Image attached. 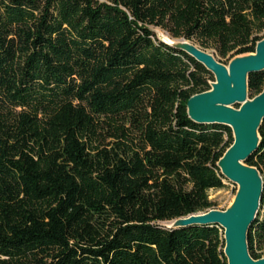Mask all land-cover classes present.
<instances>
[{"label":"trees","instance_id":"trees-1","mask_svg":"<svg viewBox=\"0 0 264 264\" xmlns=\"http://www.w3.org/2000/svg\"><path fill=\"white\" fill-rule=\"evenodd\" d=\"M157 28L230 63L264 0H0V264H228L221 227L167 226L214 208L234 137L190 119L215 78ZM248 245L262 258L264 192Z\"/></svg>","mask_w":264,"mask_h":264},{"label":"water","instance_id":"water-1","mask_svg":"<svg viewBox=\"0 0 264 264\" xmlns=\"http://www.w3.org/2000/svg\"><path fill=\"white\" fill-rule=\"evenodd\" d=\"M174 45L202 64L215 78L211 90L193 96L187 105L192 121L202 125H222L231 128L233 145L218 163L222 175L238 185L230 208L192 214L167 224L168 228L193 225H216L225 233V256L228 264H264V257L255 260L249 251V231L255 222L264 192L261 172L248 165L259 149L260 129L264 122V90L254 98L249 92L251 74L264 72V39L256 52L237 56L228 66L220 63L214 53L201 49L185 38H173Z\"/></svg>","mask_w":264,"mask_h":264},{"label":"rangeland","instance_id":"rangeland-1","mask_svg":"<svg viewBox=\"0 0 264 264\" xmlns=\"http://www.w3.org/2000/svg\"><path fill=\"white\" fill-rule=\"evenodd\" d=\"M155 32H156L158 38L169 37L167 35V33L160 28L155 29ZM197 46H199V45H197ZM208 51L214 53L213 49H209ZM228 64L229 63H226L224 65L228 66ZM213 82L214 81H210V84H212ZM251 98H253L252 95H251ZM263 179H264V177H263ZM225 183H226V187L224 189L211 190L209 192V196H210L209 198L215 203L213 210L225 211L231 207V205L233 204V202L235 200L236 194L238 192V185H236V184H234L228 180ZM261 254H262V257H264V249L261 251Z\"/></svg>","mask_w":264,"mask_h":264},{"label":"bare ground","instance_id":"bare-ground-1","mask_svg":"<svg viewBox=\"0 0 264 264\" xmlns=\"http://www.w3.org/2000/svg\"><path fill=\"white\" fill-rule=\"evenodd\" d=\"M164 39H165L166 41H168V42L174 44V45H177V44H178L177 42L171 40L170 37H166V38H164Z\"/></svg>","mask_w":264,"mask_h":264}]
</instances>
